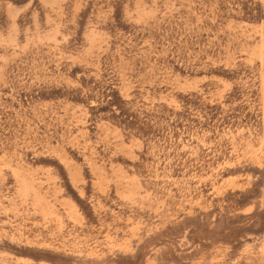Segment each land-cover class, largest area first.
<instances>
[{
  "label": "rangeland",
  "instance_id": "rangeland-1",
  "mask_svg": "<svg viewBox=\"0 0 264 264\" xmlns=\"http://www.w3.org/2000/svg\"><path fill=\"white\" fill-rule=\"evenodd\" d=\"M0 264H264V0H0Z\"/></svg>",
  "mask_w": 264,
  "mask_h": 264
}]
</instances>
